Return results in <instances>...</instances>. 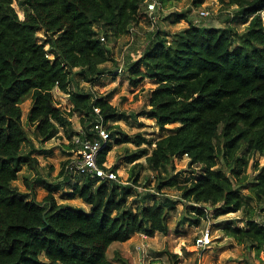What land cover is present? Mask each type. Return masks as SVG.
I'll return each mask as SVG.
<instances>
[{"label":"trees","instance_id":"1","mask_svg":"<svg viewBox=\"0 0 264 264\" xmlns=\"http://www.w3.org/2000/svg\"><path fill=\"white\" fill-rule=\"evenodd\" d=\"M148 1L0 0V264H134L131 255L117 249L112 256L110 249L136 233L169 234V216L178 201L165 197L168 189L179 193L185 213L191 214L182 223L200 225L213 211L214 217L245 211L246 227L231 220L225 232L240 244L264 250V227L256 221L259 212L264 216V164L257 161L254 174L247 173L251 157L264 158V0L227 2L236 8L231 21L248 24L243 31L231 22L197 25L179 13L176 22L186 20L188 27L169 42L156 26L146 49L124 68L133 87L147 79L158 84L149 91V103L133 116L155 119L162 129L180 124L156 143L108 126L116 143L138 147L129 163L147 156L149 169L158 173L155 192L137 199L136 210L129 198L140 184L142 163L133 165L126 183L119 176L106 181L77 175L79 182L64 197L81 199L89 211L58 202L55 193L64 189L63 182L43 181L48 193L41 202L14 184L23 166L39 172L38 150L23 123L26 100H31L28 124L39 142L55 137L60 128L72 142L79 135L74 115L86 126L95 119L96 107L108 123L126 117L107 97L72 86L77 77L95 86L108 72L106 39L137 29ZM55 88L69 95L71 109L59 104ZM144 144L148 147L142 149ZM112 147L110 141L101 151L100 165ZM183 155L194 177L181 182L174 172ZM107 169L117 172L116 166ZM61 173L72 179L65 168Z\"/></svg>","mask_w":264,"mask_h":264},{"label":"rangeland","instance_id":"2","mask_svg":"<svg viewBox=\"0 0 264 264\" xmlns=\"http://www.w3.org/2000/svg\"><path fill=\"white\" fill-rule=\"evenodd\" d=\"M161 1V0H160ZM196 0H162L161 8L158 11V26L159 30L164 31L169 35V42L175 39L174 34L183 31L188 24L186 20L177 21V14L185 13L188 20H192L197 25L226 27L230 22L233 26H237L239 31H243L247 27V23L237 20L231 21L233 15L236 14L235 7H227L229 0H204L199 5H195ZM16 10L21 18L24 17L23 11L14 3ZM144 11V7L142 11ZM202 11H207L208 16H203ZM206 12V13H207ZM264 18V12L262 13ZM235 17L234 19H237ZM229 20V21H228ZM157 29V27H156ZM152 33L151 24L141 16L140 24L137 26V32L132 36L113 37L106 39L108 49L111 50V60L106 63L108 72L101 75L100 80L95 86L90 83L84 82L81 78L77 77L74 80L72 90L79 91L85 90L87 92H93L96 96L107 97L109 102L117 107L121 114L119 118L109 122V127L119 126L120 129L130 136L141 134L143 137L156 143L159 139L171 134L173 130L180 126L179 123L167 125L165 129H162L155 119L148 118L146 116H140L135 118L133 115L139 112L145 105L149 103L148 95L149 91L154 90L157 87V82L144 80L136 87L129 85L127 81V75L125 73L117 74L115 71L119 67H126L128 62L137 56L138 50L146 49L149 35ZM40 37L43 36V32H40ZM55 97L59 104L69 109L71 107L70 97L67 93L63 92L59 88L54 90ZM31 107V100H26L22 104L23 108V123L28 132L29 137L34 141L35 145H38L39 141L36 140L34 130L28 124V113ZM73 128L78 131L82 129L81 120L78 115L73 117ZM59 134V133H58ZM60 134L53 137L45 145L50 148L49 157L45 155L43 150L35 152L34 156L39 158V166H43L45 170V176L50 182H61L66 180L65 176H62L64 170L63 153L56 150V145L61 147L66 146L65 139L60 138ZM60 138V139H59ZM40 144V143H39ZM113 147L109 152L110 159L113 165H117L121 170L120 182H127L130 176V170L136 163H142L143 168L139 171L140 184L136 187V193L129 198L130 203L134 209L138 208L140 197H145L147 193H154L157 186V175L155 171L149 169L146 157L143 156L134 163H129V159L138 150V147L134 143H116L115 138L112 140ZM144 148L148 145L144 144ZM155 147V144L149 147V151ZM37 154V155H35ZM189 157L183 155L180 157L175 175H179V181L184 182L188 178H193L194 174L189 172ZM258 161L259 165L264 164V158L259 155L251 157L249 161V167L247 173L249 175L254 174L253 166ZM108 165V164H107ZM170 171L171 168H169ZM198 170V168H196ZM35 172L27 166H23L19 173V179L14 184L22 191L28 194H34L37 201L41 202L47 195L48 191L43 185V182H37L35 179ZM169 173L163 170V175ZM123 176V177H122ZM28 177L29 184L25 182V178ZM63 177V179H62ZM120 177V176H119ZM65 182L64 189L55 193V197L59 203L70 202L76 204L75 200H67L64 197L65 192L73 184V182ZM70 187V188H71ZM154 191V192H153ZM164 195L169 196L174 200H177L176 209L171 212L169 216V234L165 235L157 232L154 236H148L144 233L134 234L124 247L127 255H131L134 264H264V250L258 251L255 246L250 243L240 244L234 237H230L225 232L227 223L231 220L238 221L241 227H246L245 224V211H239L237 213H229L214 217V211L210 214V219L203 221L200 225H191L186 221L182 223L183 219H189V213H185L184 202L179 199V193L173 189L165 190ZM249 193L248 189L243 191V195L247 197ZM136 195H138L137 198ZM162 196V195H161ZM164 197V196H163ZM142 201V199H140ZM251 205L258 209L260 206L254 201H250ZM72 204V205H73ZM75 206V205H74ZM258 220H262L264 217L259 212ZM207 229L211 232V243L204 250L196 245V239ZM114 249L110 250V254L113 256ZM171 254L178 255V258H173Z\"/></svg>","mask_w":264,"mask_h":264},{"label":"built area","instance_id":"3","mask_svg":"<svg viewBox=\"0 0 264 264\" xmlns=\"http://www.w3.org/2000/svg\"><path fill=\"white\" fill-rule=\"evenodd\" d=\"M161 8L160 0H149L145 6L144 11L140 15L151 24L152 30L156 29L158 23V11ZM142 11V10H141ZM207 11H202L203 16H208ZM137 32L136 28H131L130 35ZM104 40V38H102ZM117 74L124 72L123 67H119ZM96 96L94 95V99ZM95 119L88 125L83 126L75 136L73 143L76 145L74 150V158L69 160L65 167L66 173L74 179L77 175H86L92 178H100V180L113 181L118 180V173L113 170H108V165L99 163V156L105 146L112 141L111 133L108 129L109 123L105 121L102 116L100 108H94ZM87 130H84V129ZM264 227V217L262 220H256ZM211 243V232L209 229L204 231L197 239L196 245L204 250Z\"/></svg>","mask_w":264,"mask_h":264},{"label":"crops","instance_id":"4","mask_svg":"<svg viewBox=\"0 0 264 264\" xmlns=\"http://www.w3.org/2000/svg\"><path fill=\"white\" fill-rule=\"evenodd\" d=\"M149 81H155V80H151V79H149ZM156 82V81H155ZM87 92V91H86ZM71 107H72V105H71ZM71 107L69 108V109H71ZM75 116V115H74ZM80 118V120H81V117H79ZM73 120V119H72ZM83 122H81V124H82ZM83 125V124H82ZM83 127V126H82ZM74 129V128H73ZM76 132H79L76 128L74 129ZM61 136H60V138L61 139H65L66 141H65V144H66V146H64V145H62L61 147H58L57 145L55 146V147H53V148H56V150H58L59 152H62L63 153V158L65 157V159H64V168L66 167V165L68 164V162H69V160H71V159H73L74 158V150H75V146L73 145V141L72 142H70L67 138H66V136L64 135V132H63V130H62V128H60V130H59V132H58ZM59 134H57V135H59ZM59 138V139H60ZM52 139V138H51ZM50 139V140H51ZM48 141L49 140H47L46 142H39L38 143V145H36V148H37V150H38V152H40V150H43L44 151V153H45V155H47L48 157H49V152H50V148L48 147V146H46L47 144L46 143H48ZM46 144V145H45ZM74 146V147H73ZM37 153V152H36ZM35 155H37V154H35ZM37 158H38V156H37ZM39 159V158H38ZM40 161V160H39ZM106 164H108V167H117V173H118V175L121 177V175H120V172H121V170L118 168V166L117 165H113V163H112V161H111V159H110V155H109V153H108V155H107V157H106V162H105ZM38 171L39 172H36L34 175H35V177L37 178V179H39L41 182H43V181H45V179H48V177H46L45 176V170H44V167L43 166H39L38 167ZM65 177H66V175H65ZM123 177V176H122ZM62 179H63V177H62ZM66 180H67V178H65ZM66 180H64L63 179V181H61V182H63L64 183V187H65V182H66ZM72 180H73V178L72 179H69V180H67V181H70V182H72ZM56 182H58V181H55L54 183H56ZM70 182H68V183H70ZM77 182H79V176H76V177H74V180H73V184H75V183H77ZM44 183V182H43ZM43 185H45V184H43ZM71 187V186H70ZM70 187H69V189H70ZM68 189V190H69ZM65 191V190H64ZM46 197V196H45ZM76 201V204H73V203H70V202H66V203H69V204H73V206L75 205V206H77V207H82V208H84V209H86L87 211H89L90 210V205H88V204H86V203H84L81 199H76L75 200ZM128 242H131V241H127V242H124V243H114L113 245H112V247H111V249H113V248H117V249H120V250H122L123 252H126V251H124L125 249H124V247L122 248V246L124 245V246H127V244H128ZM110 249V250H111ZM117 249H114V251L115 250H117ZM124 249V250H123Z\"/></svg>","mask_w":264,"mask_h":264},{"label":"bare ground","instance_id":"5","mask_svg":"<svg viewBox=\"0 0 264 264\" xmlns=\"http://www.w3.org/2000/svg\"><path fill=\"white\" fill-rule=\"evenodd\" d=\"M148 80V79H147Z\"/></svg>","mask_w":264,"mask_h":264}]
</instances>
